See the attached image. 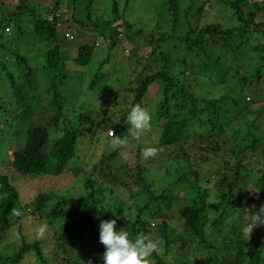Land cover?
Here are the masks:
<instances>
[{
	"label": "trees",
	"instance_id": "trees-1",
	"mask_svg": "<svg viewBox=\"0 0 264 264\" xmlns=\"http://www.w3.org/2000/svg\"><path fill=\"white\" fill-rule=\"evenodd\" d=\"M18 1L15 11L11 14L12 19H0L1 88L4 87L6 89L8 86V93L14 99V102L20 106L23 105V119H28L32 116V113L28 110V102L32 101L34 97L28 96V100H26L24 95H22V90L35 94L40 93L43 97L46 96L49 110L52 113L49 123L55 126L54 130H57L58 133L60 130L56 126L62 125L63 128L60 135L55 137L52 143L46 144L48 129L45 126L39 125L29 126L22 136L17 139L15 138V144L9 150L7 164L8 168L13 170L20 178L36 179L48 176L56 178L66 172L67 164L74 156L78 139L83 138L85 140L86 135H88L93 141L96 134H103L105 137L107 132L104 133L102 131L106 129L114 130L118 136H126L128 129L127 122L123 119L124 117L120 111L116 112V114H113L115 112H111L106 116H103L104 112L100 116H94L92 112H88L83 117V119L86 118L85 122L88 125L80 128L69 125V120L66 122L62 113L65 99L63 95L60 96L56 91L55 85L51 84L53 79L57 78V74L62 69L64 71V62L59 58L58 54L60 39L58 32L65 29V33L70 36V41L72 40V34L68 31V28L61 29L62 25L60 27V24L67 23L66 19L62 20L64 14L61 12L63 6L65 7L66 4L64 0H52L47 5H38L37 3L30 2L31 0ZM94 1L87 0L85 7V12L87 11L86 19L88 25L97 33L99 38L109 41L107 45L108 50L119 46L122 40L127 45L132 44L134 32H136L134 34L143 35L142 30L133 28L124 19V12L120 13L118 11V3L114 0L110 5V14L112 16L110 20L91 21L88 11ZM187 2L188 4L182 10L181 16L184 17L185 21L183 22V26L177 29L179 9L182 6L180 0H162L160 14L163 18H169V28H167L166 20L164 19L161 24L156 22L151 32L145 35L143 41L151 47L149 54L145 58V66L142 69V73L145 74H139L133 81V87L128 88L126 91L131 94L132 103L135 104L141 101L148 87L152 85L158 87L161 99L156 109H154L153 119L162 129L157 143L159 147H168L179 143L182 139V129L190 120H195L198 115H204L207 118L210 131L215 135H219L223 127L227 125L226 121H224L225 118H244L241 129L245 132L244 135L248 139L245 138L240 141L244 143L241 146L230 145L228 149L222 148L220 152L241 160H244V157H248V160H250L260 142L247 128V125L249 126L257 115L248 106L245 96H249L250 90H254L256 87L255 83L253 85L250 83L251 78H254L256 81L259 80L264 74V66L256 68L255 73L249 78L245 77V72H243L244 75L236 79L235 84H232L231 87L229 84L223 85L224 79L227 76L226 70H224L222 71V80L217 82L218 79H215L216 83L212 89H209V85L206 86L205 90H207L200 98L190 92L189 89L191 87L189 82L194 77L195 70H191V68L186 72L183 70L188 61L176 58V62L178 61L180 64L176 69L178 71L171 70L170 62L165 54L160 51L159 46L172 43L175 40L172 44V49L178 48V45H181L182 57H200L201 64L198 66V69L202 77L204 76L207 79L209 77L215 78L216 71H219L218 65L221 61V57L219 54H215V50L218 52L219 50L231 51L234 56L233 58L239 63L243 60L244 53H242L243 50L238 52L235 49V41H238L241 49L246 45L248 38L255 39L256 46L264 45V2L219 0L224 7L229 9L231 17L234 20L233 26L225 28H222L218 24H207L198 27V20L196 19L204 5H200L194 10V6L191 7L193 0H187ZM125 3L126 1H124L123 10L126 8ZM189 15L191 19H189ZM23 16H26V22H24ZM23 23L26 24L25 28L22 27ZM162 25L166 29L164 32L160 30ZM9 27L11 28L10 32ZM182 29H184L183 32H181ZM60 34L62 35V32ZM14 36L19 37L18 43L23 39L21 43H25L22 47L28 45V42L32 43V45L36 43V50H33L27 58L22 52H18L15 49L20 46L15 47L12 42H9L11 39L15 42ZM62 38L69 40L64 35H62ZM252 49L255 51L259 50L257 47H253ZM92 51V46L81 45L77 47L76 55L72 59V62L80 67L86 66L91 59ZM3 52L5 54L4 57L2 55ZM34 56L42 57V59L40 64L31 67L32 62L30 60ZM123 58L136 62L141 59L137 56L135 48L128 50L126 57ZM7 61H12L14 69L11 72L6 68L5 63ZM105 63L101 62L100 66H103ZM239 67L240 65L237 64L233 69L232 74L234 76L241 74L237 72V68ZM39 69L44 77L39 76ZM15 72L16 74L13 75L12 73ZM1 73L3 74L1 75ZM184 73L190 75L191 79H186ZM61 78L64 80L65 77L61 76ZM97 79L98 75H93L88 88H92ZM41 81L44 82V85L40 84ZM16 82L21 84V87ZM48 84V88L45 89ZM177 103H179L181 111L186 110V114L182 115L180 121L176 120L175 116L177 114L172 115L170 112L172 111V106H176ZM117 104L118 101L115 105ZM252 106L257 107V104H252ZM261 107L263 112L264 106ZM119 113L120 115H118ZM20 117L21 113L19 112L16 120ZM87 120L90 121L87 122ZM218 147L217 141L211 150L206 146L197 147V149L204 153L202 159L205 162H209L210 160L206 155L215 153ZM234 148L237 149L235 150ZM115 151L107 156H103L98 161L107 171V173L101 172V177L112 185L117 184L128 190V185L118 182L108 164L114 157ZM137 154H139V150H136ZM261 154L262 152L260 151L259 155ZM228 164L225 161L224 166L228 167ZM231 170H233V175H237V167H233ZM74 171L78 172L77 170ZM6 173L7 167L4 174ZM191 175H193V179L186 181V188L190 191L191 198L185 200L184 204L180 202L181 205L176 215V219L180 221L182 234L175 236L173 239L171 236L173 231L168 232L170 230L169 227L164 221H161L160 232L157 238L163 241L164 251L161 254L154 253L150 258L151 263L167 264L165 258H168V261H172L171 264H264V232H254L251 234V238L247 240L242 233L244 225L240 223V214L234 217L233 220H230L228 211L232 212V208L240 207L246 200L239 191L233 175L228 181L225 175H220L219 178L221 179L218 180L219 182L215 186L217 191L221 192V196L214 195L213 202L208 201V190L198 186L196 182L197 174L192 172ZM184 176V174H180L177 182L183 181ZM135 179L134 184L139 187L138 192L144 195V203H146L142 206H134L133 214L126 209L127 207L125 208V202L118 197H114L113 202H107L109 207L106 209L100 190H95L94 183L87 179H84L82 183L84 191L75 201V211L71 215L67 214L65 210V207L69 205L68 200L59 197L51 202L54 196L49 192L37 194L28 203L20 204L23 205L22 208L31 207L30 215L37 218V220H46L47 223L51 221H59L61 223L59 234H56V232L53 237L56 248L55 252L57 253L54 256V260L58 261L63 251L59 248H63L65 252L68 248V241H73L76 245H84L88 243L90 237L96 236V238H93L95 239L94 241L99 243V246L102 245L99 242V224L101 220L115 219L116 229L124 228L128 231L130 239H134L138 233L142 232L146 235L151 233L148 223L150 219L157 222L158 218H162L159 209L153 208V205L149 209V203L160 201L167 212L171 211L174 204L177 205L178 201L176 197L164 194V192L156 196L153 195L151 186L143 179V174L139 171L138 167L135 168ZM10 180L11 176L9 174L8 177L0 175V240L11 232L14 220L17 222L24 218L23 210L18 207V194L14 186L11 185ZM255 184V188L260 190V200L264 201V170L256 179ZM193 185L195 189H193ZM133 194L130 195L136 197ZM17 207L20 208V216L12 213L13 209H17ZM146 210L149 215L148 219L144 218ZM211 212L214 215H211ZM16 225L19 229L20 225L18 223ZM214 238L219 239L218 243ZM17 248L13 256L8 258L9 260L7 259L9 264H19L30 253L35 256L37 264H48L47 261L49 262L48 258L50 256L44 258L36 241L25 243L21 240ZM61 260L64 261L63 258ZM71 264H79V261L75 260Z\"/></svg>",
	"mask_w": 264,
	"mask_h": 264
},
{
	"label": "rangeland",
	"instance_id": "rangeland-1",
	"mask_svg": "<svg viewBox=\"0 0 264 264\" xmlns=\"http://www.w3.org/2000/svg\"><path fill=\"white\" fill-rule=\"evenodd\" d=\"M51 1L52 0H31L30 2L37 3L38 5H47ZM112 1L113 0H95L88 11L89 19L93 22L110 20L112 18L110 14V5ZM114 1L118 3V11L120 13L124 12V19L131 24L133 28L142 30L143 35L140 36L134 34L136 33L134 32L132 44L127 45L125 41L122 40L119 46H115L113 49L108 50L107 45L109 41H107L106 36V40H102L88 25L86 19L87 11L85 12L87 0H64L66 6H63L61 10L64 14L62 20L66 19L67 23L60 24V27L62 25L61 29L65 27L68 28V31L72 34V40H64L62 35L65 36V29L62 31H60L61 29L59 30L62 32V35L58 32L60 38L58 54L59 58L64 62V71L62 69L51 84L55 85L56 91L60 96L63 95L65 99L62 112L64 119L66 122L69 120L70 123L68 124L75 128L88 125L85 122L86 118L83 119L88 112H92L94 116H100V114L104 112L103 116H106L111 112H115L113 114H116V112L120 111L124 117L123 119L126 120V116L131 107L139 104L151 114V130L147 132L139 142L130 141L129 146L117 149L114 157L108 163L118 182L126 183L128 185V190H125L117 184L112 185L101 177V172L107 173V171L98 161L103 156H107L113 152L108 148L103 134H96L93 141L88 135H86L85 140L83 138L78 139L74 156L67 164V170L59 177L53 178L48 176L36 179H24L20 178L13 170L9 169L7 162L10 147L15 144V138L17 139L25 133L26 128L31 125L45 126L48 129L47 144L49 142L52 143L54 138L60 135L63 127L62 125L56 126V128L60 130L58 133L57 130H54L55 126L49 123V118L52 116V113L49 110L46 96L43 97L40 93L35 94L22 90V95H24L26 100H28V96L34 97L32 101L28 102V110L32 113V116L28 119H23V105L20 106L18 103L14 102V99H12L8 93L9 87L7 85L6 89H4V87L1 88L0 85V175L8 177L9 174L11 176L10 183L16 189L19 200L18 207L23 210L24 215L23 220H18L17 222L14 220L11 232L4 236L1 239L2 241L0 240V264H9L7 259L13 256L21 240L25 243L36 241L39 244L44 258L50 256L48 258L49 262L47 261L48 264H71L75 260L79 261V264H104L101 257L105 250L102 245L99 246V243L94 241L95 239L93 238H96V236L90 237L88 243L84 245H76L73 241H68V248L65 252L63 248H59L63 250L61 252L63 256L61 255L58 261L54 260V256H56L57 253L55 252L56 248L53 237L54 233L57 232L56 234H59L61 223L59 221L47 223L46 220H37V218L30 215L32 210L31 207L22 208L23 205L20 203H28L33 200L37 194L49 192L54 196L51 202L59 197L68 200L69 205L65 207V210L67 214L71 215L75 211V201L84 191L82 183L84 179H87L94 183L93 186L95 190H100L102 201L106 209L109 207L107 202H113L114 197H118L125 202V208L127 207L126 209L133 214L134 206H142L146 203H144V195L138 192L139 187L134 184L136 180V167L142 172L143 179L146 183L151 186L153 195L156 196L164 192V194L176 197L178 201L177 205L174 204L169 212L163 208L160 201H152L153 204L149 203V209L153 205V208L159 209L162 216V218H158L157 222L152 219L148 222L151 232L149 236L154 240L158 239L157 235L160 232L161 221H164L169 227L170 230H168V232L173 231V234L171 233L173 239L175 236L182 234L180 221L176 219V215L179 206L184 204L185 200L191 198V193L186 188V181H191L193 179V175H191L192 172L197 174L196 182L198 186L208 190V201L213 202L214 195L221 196V192H218L215 186V184L219 182L218 180L221 179L219 178L220 175H225L228 181L233 175V170H231V168H238L237 175H233V177L236 180L239 191L246 200L240 207L232 208V212L228 211L230 220H233L234 217L240 214V223L245 226L250 222V214L246 209L255 206L253 211H258L260 205L264 204V201L260 200V195L259 198L254 199L247 190L256 189V179L264 170V111L262 112L261 109V106H264V74L261 76L260 73L261 77L257 81L251 78L250 83L252 85L255 83L256 87L254 90H250L249 96H245V101L248 106L257 115L254 121L249 126L247 125V128L260 142L257 145L256 151H254V155L252 154L251 157L249 156L250 160H248V157H244V160L235 157V160L231 155H224L220 152L222 148L228 149L230 145L236 147L241 146L244 143L240 141L245 138L248 139V137L244 135L245 132L241 129L244 118H225L224 121H226L227 125L223 127L219 135H215L210 131L207 118L204 115H198L195 120H190L182 129V139L179 143L168 147H159L157 143L162 129L153 119L154 109H156L161 99L158 87L156 85L148 87L141 101L135 104L132 103L131 94L126 90L133 87V81L139 74H145L142 73V69L145 66V58L151 49V47L143 41L145 35L151 32L156 22L161 24L164 19L166 20L167 28H169V18H163L160 14L162 10V0ZM124 1H126L125 10H123ZM18 2V0H0V19H12L11 14L15 11ZM250 2H264V0H250ZM180 4H182V6H180L179 9L177 29L183 26L185 20L184 17H181L182 10L187 6L188 2L187 0H180ZM200 5L204 6L196 19L198 20V27L207 24H218L222 28L233 26L234 20L231 17L229 9L224 7L219 0H193V5L191 7L194 6L193 9L195 10ZM25 17L26 16H23L25 19L24 22L27 21ZM189 19H191L190 15ZM22 27L25 28L26 24L23 23ZM10 29L9 27V32L11 31ZM160 30L164 32L166 29L162 25ZM183 31L184 29L181 30V32ZM117 38H119V36H117ZM14 39L16 43L13 39L9 42H12L15 47L20 46L15 49H17L18 52H22L27 58L33 50H36V43L32 45V43L30 44V42H28V45L22 47L25 43H21L23 39L20 43H18V36H14ZM174 42L175 40H173L172 43L159 46L160 51L165 54L170 62L171 70L174 69L175 72L178 71L176 69L180 65L178 61L176 62V58L188 61L183 70L186 72L191 68V70H195V74L192 79L190 75L186 73H184V77L188 80L191 79L189 82L191 86L189 87L190 92L200 98L206 92V86L209 85V89H212L216 83L215 79H218L217 82L222 80V71L226 70L227 74L223 85L229 84L231 87L232 84H235L236 79L244 75L243 72H245V77L249 78L255 73L256 68L264 66V45L256 46V40L248 38L246 40V45L242 49L238 45V41H235V49H237L238 52L243 50L242 53H244V58L239 63L233 58L234 56L231 51L219 50L218 52L215 50V54H219L221 57L220 64L218 65L219 71H216L217 74L215 78L209 77V79H207L204 76L202 77L198 69V66L201 64L200 57H182L181 45H178V48L172 49V44ZM81 45L92 46L93 50L90 61L84 67H80L72 62V59L75 58L77 47ZM253 47H257L259 50L255 51L252 49ZM133 48H135L137 56L141 58L138 62L134 60L128 61L126 58H123L126 57L128 50H132ZM2 55L4 57V52ZM34 57L30 60L32 62L31 67L40 64L42 59V57L39 56ZM101 62L106 63L100 66ZM5 64L9 72L14 69L12 61H7ZM237 64L240 65V67L237 68V72L241 74H236L234 76L232 71ZM2 74L3 73H1V75ZM12 74L15 75L16 72ZM95 74L98 75V79L95 81L92 88H88ZM39 76L44 77L40 69ZM61 76L65 77L64 80ZM16 84L21 87V84H18V82H16ZM40 84L44 85V82L41 81ZM48 86L49 84L45 89H47ZM37 92L39 91L37 90ZM119 100L121 101L119 102ZM117 101L118 104L115 105ZM252 104H257V107L252 106ZM171 110L170 112L172 115L177 114L175 116L177 121H180L182 115L186 114V110L181 111L179 109V103H177L176 106L173 105ZM19 112L21 113V117L16 120V116H18ZM118 115H120V113ZM88 121L90 120H87V122ZM127 127H129L128 123ZM107 130L108 129L102 132L105 133ZM153 137H155V139H153ZM217 141L219 146L217 151L207 154L206 156L210 161L205 162L202 159L204 153L200 152L197 147L206 146L211 150L214 148ZM149 146L157 148V155L153 158L145 159L140 153V150ZM234 149L236 150L237 148ZM136 150H139V154L137 155ZM260 151L262 152L261 155H259ZM225 161L229 163L228 167L224 166ZM6 167L7 173L4 174ZM74 173H76V175H74ZM180 174L185 175L184 180L181 181L182 183L177 182V178ZM193 189H195L194 185ZM133 193L136 197L130 195ZM18 207L15 210H20ZM12 213L14 212L12 211ZM211 215L214 214L211 212ZM144 218H149L147 210L144 214ZM17 223L20 225L19 229L17 228ZM41 224L47 225V231L43 237H38L35 230ZM254 232H264V226L255 228L251 234ZM244 238L246 239L245 236ZM214 240L217 243L219 241L218 238H214ZM259 253L262 254L261 252ZM62 258L64 261L61 260ZM23 260L24 261H21L19 264H37L35 256L31 253L30 255H26ZM165 262L171 264L172 261H168V258H165Z\"/></svg>",
	"mask_w": 264,
	"mask_h": 264
},
{
	"label": "clouds",
	"instance_id": "clouds-1",
	"mask_svg": "<svg viewBox=\"0 0 264 264\" xmlns=\"http://www.w3.org/2000/svg\"><path fill=\"white\" fill-rule=\"evenodd\" d=\"M129 125L127 136H118L114 130H107L105 140L110 150L115 151L129 146L130 141L139 142L141 138L152 128V116L141 105L131 107L126 116ZM155 139V137H153ZM157 148L145 147L142 149V156L145 159L157 155ZM250 195L259 198V189H247ZM246 209L250 214V222L243 228L242 233L247 240L255 228L264 226V204H261L258 211L253 208ZM16 216H20L19 210L13 209ZM36 235L43 237L47 231V225L41 224L36 228ZM99 242L104 246L102 254L104 264H151L150 258L154 253L161 254L164 251L163 241L153 239L145 233H138L134 239H130L129 233L124 228L116 229V220H101L99 224Z\"/></svg>",
	"mask_w": 264,
	"mask_h": 264
},
{
	"label": "built area",
	"instance_id": "built-area-1",
	"mask_svg": "<svg viewBox=\"0 0 264 264\" xmlns=\"http://www.w3.org/2000/svg\"><path fill=\"white\" fill-rule=\"evenodd\" d=\"M58 26V25H57ZM66 38L70 40V36H68L67 34H65Z\"/></svg>",
	"mask_w": 264,
	"mask_h": 264
}]
</instances>
